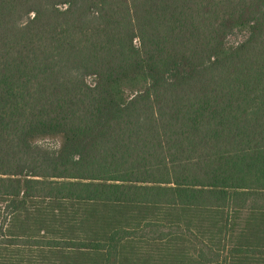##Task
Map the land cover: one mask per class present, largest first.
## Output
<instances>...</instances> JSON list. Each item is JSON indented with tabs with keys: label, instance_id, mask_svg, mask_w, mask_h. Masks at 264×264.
<instances>
[{
	"label": "trees",
	"instance_id": "16d2710c",
	"mask_svg": "<svg viewBox=\"0 0 264 264\" xmlns=\"http://www.w3.org/2000/svg\"><path fill=\"white\" fill-rule=\"evenodd\" d=\"M0 264H264V0H0Z\"/></svg>",
	"mask_w": 264,
	"mask_h": 264
}]
</instances>
